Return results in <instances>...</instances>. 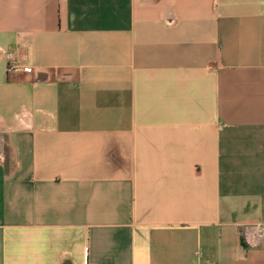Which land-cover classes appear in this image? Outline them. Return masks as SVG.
Masks as SVG:
<instances>
[{"label":"crops","instance_id":"obj_1","mask_svg":"<svg viewBox=\"0 0 264 264\" xmlns=\"http://www.w3.org/2000/svg\"><path fill=\"white\" fill-rule=\"evenodd\" d=\"M259 223L264 0H0V264H264Z\"/></svg>","mask_w":264,"mask_h":264},{"label":"built area","instance_id":"obj_2","mask_svg":"<svg viewBox=\"0 0 264 264\" xmlns=\"http://www.w3.org/2000/svg\"><path fill=\"white\" fill-rule=\"evenodd\" d=\"M22 69V66L18 63L16 58L9 57L7 70L8 72L17 71ZM245 239L250 245H257L264 241V224L259 223L255 225H248L244 228Z\"/></svg>","mask_w":264,"mask_h":264}]
</instances>
